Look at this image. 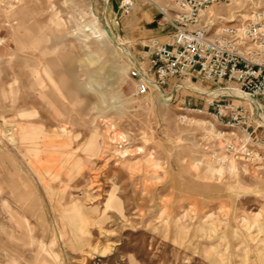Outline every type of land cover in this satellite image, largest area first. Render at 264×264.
<instances>
[{
    "label": "rangeland",
    "instance_id": "1",
    "mask_svg": "<svg viewBox=\"0 0 264 264\" xmlns=\"http://www.w3.org/2000/svg\"><path fill=\"white\" fill-rule=\"evenodd\" d=\"M143 1L0 0V264H264V167L215 165L178 119L213 86L135 96Z\"/></svg>",
    "mask_w": 264,
    "mask_h": 264
},
{
    "label": "built area",
    "instance_id": "2",
    "mask_svg": "<svg viewBox=\"0 0 264 264\" xmlns=\"http://www.w3.org/2000/svg\"><path fill=\"white\" fill-rule=\"evenodd\" d=\"M146 1L173 30L166 42L153 40L129 58L135 96L166 87L172 95L181 86L171 82L181 78L211 84L202 104L179 101L178 119L200 125L215 165L237 160L264 167V4L227 21L209 12L234 0H165L163 6ZM13 23L0 19V46Z\"/></svg>",
    "mask_w": 264,
    "mask_h": 264
},
{
    "label": "crops",
    "instance_id": "3",
    "mask_svg": "<svg viewBox=\"0 0 264 264\" xmlns=\"http://www.w3.org/2000/svg\"><path fill=\"white\" fill-rule=\"evenodd\" d=\"M139 4V10L143 13L141 16L142 19H140V23L130 31L129 37L133 41L139 42L144 40V45L150 44L153 40L166 42L170 38L173 29L170 25L161 21V15H158L160 13L156 7L149 6L143 9V6L148 4L146 0Z\"/></svg>",
    "mask_w": 264,
    "mask_h": 264
},
{
    "label": "bare ground",
    "instance_id": "4",
    "mask_svg": "<svg viewBox=\"0 0 264 264\" xmlns=\"http://www.w3.org/2000/svg\"><path fill=\"white\" fill-rule=\"evenodd\" d=\"M128 1H131V0H128ZM249 0H245V2L247 3ZM123 4H124V2H123ZM157 4V3H156ZM157 5H159V4H157ZM235 6H238L239 4H238V2H236L235 4H234ZM129 6H131V5H129ZM126 7H128V6H126ZM222 7V6H221ZM256 7L257 8H259L260 7V5L259 4H257L256 5ZM238 9H235V10H233V12L232 13H230V14H228V15H226V16H224V15H222V14H220V13H218L219 11H221L222 10V8H219L217 11L218 12H214V11H210L209 12V16L210 17H213L214 15H219V16H221L224 20H227V21H232L233 19H234V17H235V14L236 13H239V12H241V13H245V7L244 6H239V7H237ZM227 12L228 11H230L229 9L228 10H226ZM231 12V11H230ZM90 26H92L93 28H94V31L92 32L93 33V35L95 36L94 37V39H99V40H104V36L106 35L107 36V32L109 33V37H108V39H113V35L110 33V31H104V30H98L97 28H95L94 27V24L92 23ZM105 36V37H106ZM100 37H101V39H100ZM107 38V37H106ZM194 86V85H193ZM191 87V86H190ZM195 89V88H194ZM13 91H14V89H13ZM192 91H194V92H199V91H197V90H192ZM205 93V92H204ZM236 95H239V91H238V93H235ZM169 96V95H168ZM240 96V95H239ZM167 102V101H166ZM166 102L164 101V102H162L163 103V105H167L166 104ZM254 104H255V106L259 109V106L257 105V103L256 102H254ZM34 114V113H33ZM30 115H32V114H30ZM20 116L22 117V114L20 113ZM197 125H199V124H197ZM114 139V138H113ZM34 156V155H33ZM231 163H234V162H231ZM234 165V164H233ZM232 165V166H233ZM96 177V176H95ZM94 180V179H93ZM96 183V182H95ZM91 186V185H90ZM93 186V185H92ZM95 187V186H94ZM89 233H88V231H84L83 232V235H88ZM100 253V255H102V256H105L106 255V253L108 252V249H98V247H96V246H90L89 247V251H87V252H85L86 253V255L87 256H89V257H92V254H95V253Z\"/></svg>",
    "mask_w": 264,
    "mask_h": 264
}]
</instances>
